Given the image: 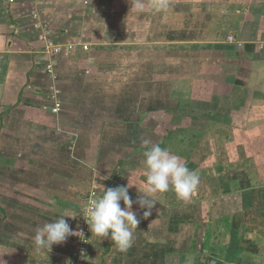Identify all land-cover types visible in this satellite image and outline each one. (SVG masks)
<instances>
[{
	"label": "crops",
	"instance_id": "crops-1",
	"mask_svg": "<svg viewBox=\"0 0 264 264\" xmlns=\"http://www.w3.org/2000/svg\"><path fill=\"white\" fill-rule=\"evenodd\" d=\"M137 3L0 0V143L62 166L66 208L80 177L141 196L145 139L198 172L188 200L156 193L147 218L133 204L126 252L94 234V264H264V0ZM42 34L74 49L49 55Z\"/></svg>",
	"mask_w": 264,
	"mask_h": 264
},
{
	"label": "rangeland",
	"instance_id": "rangeland-1",
	"mask_svg": "<svg viewBox=\"0 0 264 264\" xmlns=\"http://www.w3.org/2000/svg\"><path fill=\"white\" fill-rule=\"evenodd\" d=\"M16 136L18 139L21 138L20 133H17ZM185 137L187 138L186 149H191L193 152L196 138H193L190 133H187ZM174 142L179 145L182 139L174 140ZM38 147L37 145L23 146L20 143L5 144V139L0 143V264L63 263L69 251L72 236L63 244L53 245L50 251H41L35 248L33 242L36 229L46 222L58 219L55 217L56 213L61 216L77 214L74 219L68 216L64 217L73 229L75 223L80 220L78 217L84 213L89 196V193L85 191L90 184L83 181L87 179L83 180L80 177L76 181L77 187L80 188L75 189L74 195H72V197L75 196L74 201L69 204L70 208L63 207L59 199H64L67 193H56V191L67 192L61 183L64 182L63 180L70 181V178L54 176L51 170L56 166L60 168L62 166L54 162L50 164V161H43L38 153L31 152L30 149L34 148L37 151ZM206 147L208 150L214 148L213 145L210 148ZM182 148L184 147H179L180 150H183ZM193 158L195 157L193 156ZM84 163L87 165L86 162ZM81 164L74 161V170L88 168ZM43 170L48 172V178L41 177L40 172H44ZM41 180L44 187L39 189ZM94 185H98L100 190H103L100 183H94L91 186ZM51 193L59 197L60 204L58 202H55L54 205L48 203L52 199ZM98 250H100L99 245L95 243L93 255L91 254L94 263H97L96 259H99Z\"/></svg>",
	"mask_w": 264,
	"mask_h": 264
},
{
	"label": "clouds",
	"instance_id": "clouds-1",
	"mask_svg": "<svg viewBox=\"0 0 264 264\" xmlns=\"http://www.w3.org/2000/svg\"><path fill=\"white\" fill-rule=\"evenodd\" d=\"M137 7H142L139 0ZM142 145L145 149L143 163L146 168L145 188L140 191L142 195L133 200L128 189L134 184L129 183L103 189L102 194L90 202L87 215H83L91 233L98 237L110 238L120 252H126L132 246L134 231L140 223L136 211L133 210L134 203L146 209L143 217L147 218L157 203L150 196L171 190L178 199L188 200L195 194L200 182L198 172L190 170L186 161L172 154L168 148L148 139L143 140ZM48 203L54 205L55 200L50 199ZM76 215L65 214L38 227L33 238L35 248L50 251L53 245L63 244L70 236L79 235L80 233L72 229L64 219L65 216L74 219ZM185 264H192L191 256L186 258Z\"/></svg>",
	"mask_w": 264,
	"mask_h": 264
},
{
	"label": "built area",
	"instance_id": "built-area-1",
	"mask_svg": "<svg viewBox=\"0 0 264 264\" xmlns=\"http://www.w3.org/2000/svg\"><path fill=\"white\" fill-rule=\"evenodd\" d=\"M36 16V15H35ZM40 39L45 41V52L49 55H57L62 51L70 52L74 49L75 43H57L54 42L51 38L47 37L45 34L40 35ZM232 39V38H230ZM83 50H88V44H81ZM47 70L52 72V66L47 65ZM98 197V196H97ZM94 193L88 197L86 205L84 207V213L82 214L80 220L75 224L74 230H77L80 234L73 235L72 246L69 249L68 253L65 256V264H94L93 258L91 256L92 243L95 240L94 234L91 233L88 224L84 216L87 215V208L90 205V202L97 198ZM84 215V216H83Z\"/></svg>",
	"mask_w": 264,
	"mask_h": 264
},
{
	"label": "trees",
	"instance_id": "trees-1",
	"mask_svg": "<svg viewBox=\"0 0 264 264\" xmlns=\"http://www.w3.org/2000/svg\"><path fill=\"white\" fill-rule=\"evenodd\" d=\"M162 213V212H161Z\"/></svg>",
	"mask_w": 264,
	"mask_h": 264
}]
</instances>
